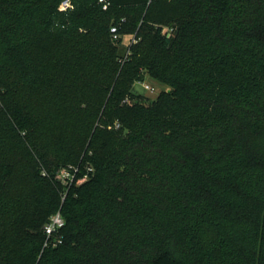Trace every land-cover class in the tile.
<instances>
[{
	"label": "trees",
	"instance_id": "16d2710c",
	"mask_svg": "<svg viewBox=\"0 0 264 264\" xmlns=\"http://www.w3.org/2000/svg\"><path fill=\"white\" fill-rule=\"evenodd\" d=\"M63 1L0 0V264H264V0Z\"/></svg>",
	"mask_w": 264,
	"mask_h": 264
},
{
	"label": "built area",
	"instance_id": "2783aa9c",
	"mask_svg": "<svg viewBox=\"0 0 264 264\" xmlns=\"http://www.w3.org/2000/svg\"><path fill=\"white\" fill-rule=\"evenodd\" d=\"M100 3H103V8L106 10L108 8V2L106 0H99ZM74 10V4L71 0H65L62 2L59 11L60 12H69ZM117 29L113 28L112 29V33H114V40H118L119 37L116 34ZM163 33L168 37H172L173 36V30L169 29V28H165ZM130 55V51L127 53V55L125 56L124 60ZM123 60V61H124ZM143 88L146 91H150V92H155V88L151 87L149 84H147L145 81L141 82ZM128 101V100H127ZM120 125L117 124L116 128H119ZM93 171V167L92 166H85L82 168V165H70L66 168H63L60 170V172L57 175V181L64 186L65 188H69L70 186L76 184H82L85 179L88 178V173ZM65 221L64 218L61 214V212H57L52 218L51 221L49 223V225H47L46 227V234L49 237H52L59 228H61L64 225Z\"/></svg>",
	"mask_w": 264,
	"mask_h": 264
},
{
	"label": "rangeland",
	"instance_id": "374dc122",
	"mask_svg": "<svg viewBox=\"0 0 264 264\" xmlns=\"http://www.w3.org/2000/svg\"><path fill=\"white\" fill-rule=\"evenodd\" d=\"M63 13H67V12H63ZM134 42H135L134 41V36H131V35L123 36L122 43L118 46L121 55L126 56L127 53L129 52L130 45L132 43H134ZM1 60L2 59H1V55H0V62H1ZM145 82L147 84H149L151 87H154L156 91L155 92L146 91L143 88V86H142L140 81L135 83L134 89H133L134 95L136 97L139 96L145 104H150L152 101L156 100L158 98L159 94L163 90L167 89L165 85H162V84L158 83L157 81H154V80L150 79L148 76L145 78ZM84 164L85 163H83L82 168L87 166V165H84ZM85 181H87V179H85Z\"/></svg>",
	"mask_w": 264,
	"mask_h": 264
}]
</instances>
